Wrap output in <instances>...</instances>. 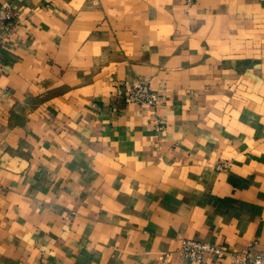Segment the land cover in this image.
Wrapping results in <instances>:
<instances>
[{
	"label": "crops",
	"instance_id": "crops-1",
	"mask_svg": "<svg viewBox=\"0 0 264 264\" xmlns=\"http://www.w3.org/2000/svg\"><path fill=\"white\" fill-rule=\"evenodd\" d=\"M5 4L0 264L264 257V0Z\"/></svg>",
	"mask_w": 264,
	"mask_h": 264
},
{
	"label": "built area",
	"instance_id": "built-area-1",
	"mask_svg": "<svg viewBox=\"0 0 264 264\" xmlns=\"http://www.w3.org/2000/svg\"><path fill=\"white\" fill-rule=\"evenodd\" d=\"M15 11L11 5L5 4L0 7V28L6 33H11L15 27ZM125 103L141 106L156 107L160 103L159 96L150 90L145 84L128 87L125 95ZM226 169L227 164H222ZM214 255L220 259L229 257L235 264H264L263 256H254L249 250L243 254H228L222 248L196 240H184L180 250L183 259L195 262H202L206 255ZM230 255V256H229ZM167 257V256H166ZM163 256L161 259H166Z\"/></svg>",
	"mask_w": 264,
	"mask_h": 264
}]
</instances>
